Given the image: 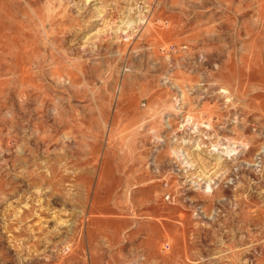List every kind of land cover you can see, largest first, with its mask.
<instances>
[{
    "label": "rangeland",
    "instance_id": "1",
    "mask_svg": "<svg viewBox=\"0 0 264 264\" xmlns=\"http://www.w3.org/2000/svg\"><path fill=\"white\" fill-rule=\"evenodd\" d=\"M0 264H264V0H0Z\"/></svg>",
    "mask_w": 264,
    "mask_h": 264
}]
</instances>
